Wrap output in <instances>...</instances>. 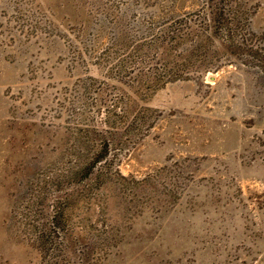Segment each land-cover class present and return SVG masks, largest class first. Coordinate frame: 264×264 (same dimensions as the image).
<instances>
[{"label":"rangeland","instance_id":"374dc122","mask_svg":"<svg viewBox=\"0 0 264 264\" xmlns=\"http://www.w3.org/2000/svg\"><path fill=\"white\" fill-rule=\"evenodd\" d=\"M0 264H264V0H0Z\"/></svg>","mask_w":264,"mask_h":264}]
</instances>
